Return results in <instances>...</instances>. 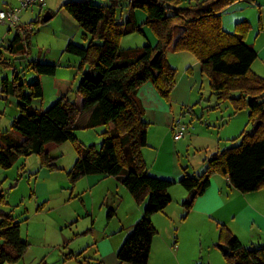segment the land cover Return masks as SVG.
Masks as SVG:
<instances>
[{
  "label": "trees",
  "instance_id": "1",
  "mask_svg": "<svg viewBox=\"0 0 264 264\" xmlns=\"http://www.w3.org/2000/svg\"><path fill=\"white\" fill-rule=\"evenodd\" d=\"M127 1L130 14L126 24L119 22L123 0H111L102 6L69 1L61 6L89 42L87 47L71 42L65 52L81 59L82 77L76 94L84 98V109L94 108L86 128H105L101 147H84L74 134L80 115L71 98L74 79L58 77L55 65L35 62L31 69L38 75L53 77L57 100L46 110L38 109L34 101L44 96L39 79L28 86L17 74L12 82L3 80V92L18 99L19 116L10 133L0 134V168H12L21 157L39 156L43 166L56 169L57 158L46 151V146L72 143L78 153L68 173L72 184L94 175L116 178L137 204L146 203L144 216L119 249L117 260L122 264H148L158 234L151 217L172 203L168 191L174 184L148 174L144 149L150 124L144 120L139 90L152 83L161 97L170 101L177 80L166 52L173 48L194 55L220 103L230 101L236 113L250 111L253 131L242 133L238 146L214 154L202 174L189 175L183 169L185 176L179 184L190 194L183 203L189 213L215 175L228 177L242 194L264 191V79L252 71L257 53L246 44L251 23H238L233 33L223 28L222 12L244 0H204L184 8L180 7L182 0ZM137 10L147 15L146 25L153 30L158 44L122 50V38L141 31L135 19ZM178 28L181 32L175 42ZM21 40L18 34L14 44ZM234 93L239 97H233ZM113 214L111 211L109 217ZM222 245L230 248L225 255L227 264H264V246L247 249L224 226L218 247ZM29 249L30 243L21 237V223L0 212V264H18Z\"/></svg>",
  "mask_w": 264,
  "mask_h": 264
},
{
  "label": "rangeland",
  "instance_id": "2",
  "mask_svg": "<svg viewBox=\"0 0 264 264\" xmlns=\"http://www.w3.org/2000/svg\"><path fill=\"white\" fill-rule=\"evenodd\" d=\"M46 1V5H37L22 11L20 27L26 28L28 34L25 36L22 33L23 38L21 43L17 44V51L12 53L5 50V44L0 47V53L3 56L0 63V84L3 79L12 82L15 73L21 77V82L26 86L39 79L43 86L44 96L34 105L38 109H48L57 97L53 88V77L38 75L31 69L32 63L55 65L58 77L73 78L74 87L71 95L73 99L82 77L79 66L75 64V62L81 63V60L65 52L69 42H65L62 35L57 33L60 21L58 16L60 1H64L63 3L91 1L101 6L109 5L111 2V0ZM124 1L122 4H125ZM197 1L204 0H182L180 7L195 5ZM4 3L8 2L0 0V11L6 10ZM18 7L13 9H18ZM121 10L122 8L119 10V15ZM49 12L55 14L56 17L49 22H44L43 19ZM235 12L240 13L232 9L223 15L222 24L227 32H235V23L241 19L237 18L238 14ZM144 28H148L155 36L148 25H144ZM179 30L181 32L178 28L175 35ZM16 32V29L0 24V41L4 38L13 39ZM83 33L81 29L74 43L87 47L89 42L82 38ZM145 39V35L136 32L123 37L120 47L122 50L142 48L146 45ZM183 53L194 56L191 53L176 52L170 48L166 52V59L168 64L176 70V80L180 86L179 94L184 96L188 86L194 87L195 85L190 106L177 103L178 99L186 97L176 98L173 101V93L170 101L162 98L152 83L145 84L141 89L144 88L142 92L145 108L144 120L149 122L153 134L161 133L167 126H170L173 117H180L183 124L188 127L184 139L177 145L179 152L177 158L184 168L193 171L192 167L195 169L200 167L207 157L208 159L212 157L210 155L215 149L224 151L238 146L242 133L252 132L253 127L249 122L250 111L244 109L236 113L230 101L220 103L211 90L209 77L202 73L201 65L200 68L189 67L190 64L182 57L185 56L182 55ZM194 76L197 79L196 83H188V81H194ZM154 93L161 98V100L159 98L161 103L158 105H164V107L157 106L152 95ZM137 97L139 99L138 95ZM233 97L239 96L234 93ZM17 103L18 99L13 94L7 95L0 92V134L11 132V127L19 116ZM84 120L82 117L76 124L74 134L78 142L84 147L95 145L100 148L105 128L87 129L84 127ZM152 150V145H150L144 149V152L150 153ZM53 155L58 157L55 162L56 169L43 166L39 156L21 157L12 168L7 170L0 168V196H3L2 200L0 198V212H10L21 221L27 220L23 222L22 237L29 241L30 249L18 264H41L42 262L46 264H85V262L86 264H99L97 263L100 261L97 259V252L103 235L115 233L114 237L119 238L123 235L126 237V234H130L136 225V222L131 224L133 210H137L138 206L146 207V203L137 204L129 191L116 178L104 181L96 187H93L88 177L72 184L68 173L78 159L77 150L72 143L62 144L56 152H53ZM204 169L200 170L201 174L205 171ZM175 204L173 202L171 206ZM111 211L114 215L109 217ZM161 236L163 239H160V244L156 245L157 249L154 250L151 264H176L175 252L172 250L174 239L170 241L165 230H162L159 237ZM165 240L170 241L171 251L164 245ZM201 250L202 248L197 244L195 249L197 259L193 264H209V261L212 264H223V262L219 263L214 254L203 260L202 255L204 254ZM71 253L74 254L73 258L70 256ZM219 254L227 264L221 250ZM119 264L122 263L119 262Z\"/></svg>",
  "mask_w": 264,
  "mask_h": 264
},
{
  "label": "crops",
  "instance_id": "3",
  "mask_svg": "<svg viewBox=\"0 0 264 264\" xmlns=\"http://www.w3.org/2000/svg\"><path fill=\"white\" fill-rule=\"evenodd\" d=\"M6 1L8 2L4 3L6 10L13 9L14 7L17 8L19 6L18 0ZM63 2L64 1H60L59 3L60 11L58 13V16L60 17V21L57 33L62 35L61 37L63 38V40H65V42L74 43L76 40V36L81 33V28L65 10H61V6L65 4ZM81 2L96 5L91 1ZM124 3L125 4H123L121 14L119 15V22L121 24H126L130 14L128 1L125 0ZM232 9L240 11V13L235 12L236 14H238L237 18H241L238 19V22L236 21L235 28L238 23L243 21H249L251 23V31L246 38V44L257 53V60L252 65V71L256 75L264 79V0H244L235 3L222 12L221 17L223 21V15L231 11ZM55 17L56 15H53V18ZM135 19L138 27L141 30L140 33L142 35H145V46L156 47L158 44V39L148 28H144V25H146L147 21V15L137 10L135 11ZM30 25L28 27H30ZM25 29L26 28L23 27L16 29L17 32L14 38L11 40L8 38H4L2 41H0V47L5 44V50L15 53L17 51V44H14V41L16 40L18 34L21 36V38H23L22 33L27 32V30ZM179 34L180 30L175 35V42L177 41ZM20 43L21 41L18 44ZM11 46H13L12 49H10ZM182 55H185L182 57H184L183 59H185L188 64H190L189 67L193 66L196 68H200V63L197 59H195L194 56L186 53H183ZM2 60L3 56L2 53H0V63L2 62ZM75 64L77 66H80L79 62H75ZM193 79L194 81H188V83L190 82L192 84H195L197 79L195 76L193 77ZM3 80L0 84V92L4 94ZM194 88L195 85L194 87L188 86V90L184 93V96H182L181 94H179L180 86L177 84L176 88L173 91V101L174 99L176 100V98L186 97L178 99L179 102L177 103L183 106H185L184 104H187V107L190 106V100L194 96ZM149 89L151 90V88ZM143 90L144 88L139 90L138 96L139 101L141 102L143 109L145 110L144 99L142 95ZM152 95L153 98H155V103L157 104V106H160L158 105V103H161V98L159 96H156L157 94L155 93ZM73 100L76 102L77 108L80 110V115L77 119V122L80 118L84 117V127L86 128V125L94 108L84 109L85 100L80 95L76 94ZM39 101L40 100L34 101V105H36V103ZM160 107H164V105ZM42 110L46 109L42 108ZM177 121L182 120L180 119V117H173L170 126H167V128H165V130H163L161 133L155 132L153 134L150 127L147 147L152 145L153 150L150 153L146 151L144 152V158L147 163L149 176L156 179L169 181L174 184L168 191V194L172 199V203L163 212L154 214L151 217V221L158 232V237H155L153 241L151 256L148 264L152 263L154 250L157 249L156 245L158 243L160 244V239H163V236L159 237L162 233V230H165L167 232L170 241L174 239V249L172 250L173 252H175L174 259L176 261V264H193L194 260L197 259V253L195 251L197 244H199V246L202 248L201 253L204 254L202 255L203 260L214 254L216 259L219 260V263L223 262V264H225V262L221 258L222 256L219 254V250L222 251V249L218 247L220 230L222 226L228 229L229 232L233 236H235L245 248L253 249L263 247L264 191L242 194L234 189L228 177L215 175L212 177L210 187L205 192V194L200 196L196 200L193 209L189 213L185 211L183 203L189 199L190 194L179 184L184 178L185 173L183 171L184 167L181 165L182 162H178L177 158V153H179L177 151V145L182 142L185 135L180 141L174 140L172 126ZM153 135L154 138H152ZM61 145L51 143L46 146V151L49 152L53 158H58L56 155H53V152H56ZM218 151H220V149H215L214 152L211 153L210 157L216 154ZM208 158L209 157H207L205 161H203L200 167L196 169L192 167L193 171H189V169L186 168L187 173L189 175L201 174L200 170L204 168V170H206ZM88 178L89 181H91L93 187L102 184L104 181L113 179L112 177L102 175L88 176ZM173 202L176 203L175 206H171ZM144 210V206H138L137 210H133V215H131L133 217L131 224H134L135 222L137 224L138 221L142 219V217L144 216ZM2 213L10 214L13 218L21 223L22 237L23 222H26L27 220L21 221L14 217L10 212ZM114 234L115 233L109 235L108 233H105L103 235L104 237L101 238L97 252V259H100V261L97 263L119 264V261L117 260V253L130 234L127 233L126 237L125 235H123L119 238L114 237ZM25 241L29 242L28 240ZM170 241L165 240L164 245L167 246L171 251L169 247ZM222 253L225 257L223 251ZM70 256L71 258H73L74 254L71 253ZM209 262V264H212L211 261Z\"/></svg>",
  "mask_w": 264,
  "mask_h": 264
},
{
  "label": "built area",
  "instance_id": "4",
  "mask_svg": "<svg viewBox=\"0 0 264 264\" xmlns=\"http://www.w3.org/2000/svg\"><path fill=\"white\" fill-rule=\"evenodd\" d=\"M18 2V9L0 11V24L18 29L21 26V13L23 10L31 9L37 5L43 6L46 4V0H18ZM172 131L174 133V140L180 141L188 131V127L183 124L182 121H177L172 126Z\"/></svg>",
  "mask_w": 264,
  "mask_h": 264
},
{
  "label": "water",
  "instance_id": "5",
  "mask_svg": "<svg viewBox=\"0 0 264 264\" xmlns=\"http://www.w3.org/2000/svg\"><path fill=\"white\" fill-rule=\"evenodd\" d=\"M52 18H53V15L49 12V13H47L45 15L43 21L44 22H49ZM221 249H222V251L224 252L225 255H227L230 252V248L225 246V245H222Z\"/></svg>",
  "mask_w": 264,
  "mask_h": 264
}]
</instances>
